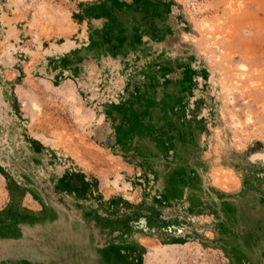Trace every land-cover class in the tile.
I'll use <instances>...</instances> for the list:
<instances>
[{
	"label": "rangeland",
	"instance_id": "obj_1",
	"mask_svg": "<svg viewBox=\"0 0 264 264\" xmlns=\"http://www.w3.org/2000/svg\"><path fill=\"white\" fill-rule=\"evenodd\" d=\"M0 264H264V0H0Z\"/></svg>",
	"mask_w": 264,
	"mask_h": 264
}]
</instances>
